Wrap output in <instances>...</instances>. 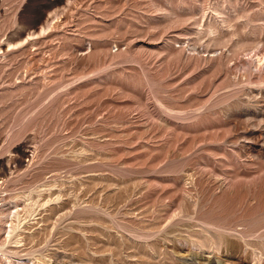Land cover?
Here are the masks:
<instances>
[{
  "label": "rangeland",
  "instance_id": "obj_1",
  "mask_svg": "<svg viewBox=\"0 0 264 264\" xmlns=\"http://www.w3.org/2000/svg\"><path fill=\"white\" fill-rule=\"evenodd\" d=\"M42 263L264 264V0H0V264Z\"/></svg>",
  "mask_w": 264,
  "mask_h": 264
},
{
  "label": "bare ground",
  "instance_id": "obj_2",
  "mask_svg": "<svg viewBox=\"0 0 264 264\" xmlns=\"http://www.w3.org/2000/svg\"><path fill=\"white\" fill-rule=\"evenodd\" d=\"M2 251H3V250H2ZM2 251H1V252H2ZM5 251H6V250H5ZM5 251H4V252H5ZM6 252H7V251H6ZM6 252H5V253H6ZM8 253H9V252H8ZM5 255H6V254H5ZM47 263H48V262H47ZM42 264H43V263H42ZM45 264H46V263H45Z\"/></svg>",
  "mask_w": 264,
  "mask_h": 264
}]
</instances>
